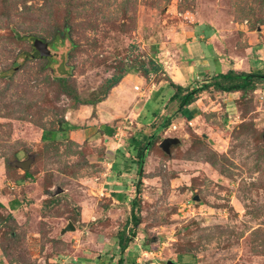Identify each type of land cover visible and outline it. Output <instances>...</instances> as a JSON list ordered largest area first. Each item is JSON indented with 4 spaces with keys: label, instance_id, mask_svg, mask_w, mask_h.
Here are the masks:
<instances>
[{
    "label": "rangeland",
    "instance_id": "obj_1",
    "mask_svg": "<svg viewBox=\"0 0 264 264\" xmlns=\"http://www.w3.org/2000/svg\"><path fill=\"white\" fill-rule=\"evenodd\" d=\"M6 1L0 0V264H95L111 257L117 263L122 256L135 264H264V82L238 103V95L203 92L196 120L180 116L159 134L143 175L129 179V202L140 204L136 227H125L129 202L116 208L107 194L123 190L104 156L126 149L123 134L107 145L87 130L82 144L49 149L41 139L42 127L56 126L84 101L96 102L107 80L132 64L130 73L141 77V62L159 68L143 76L145 93L176 77L177 58L202 76L206 46L218 71L225 65L264 72V0ZM66 17L76 48L72 29L64 40L52 38L51 28ZM40 39L52 53L50 65L31 57ZM61 76L78 99L57 87ZM166 137L180 141L170 155L159 147ZM17 151H24L19 160ZM23 166L33 178L18 185ZM17 199L22 206L12 211ZM70 222L76 230L62 235ZM125 229L131 240L122 252ZM181 248L189 251L182 263Z\"/></svg>",
    "mask_w": 264,
    "mask_h": 264
},
{
    "label": "trees",
    "instance_id": "obj_2",
    "mask_svg": "<svg viewBox=\"0 0 264 264\" xmlns=\"http://www.w3.org/2000/svg\"><path fill=\"white\" fill-rule=\"evenodd\" d=\"M5 2H8L4 0ZM18 3V2H17ZM69 15V14H68ZM70 19L66 17V24L62 27L54 26L51 28V33H53L52 38L55 41H58L59 39H66L67 33L70 32L69 39L75 46L77 47L76 42L72 40L71 35L72 31L74 30L73 27L70 25ZM60 35V36H59ZM59 36V37H58ZM68 37V36H67ZM73 37V36H72ZM41 40V39H40ZM43 43H45L44 40H41ZM54 48V44H52ZM73 53L76 52V50L73 49ZM72 53V54H73ZM49 58H42L46 61L47 65H50L52 63V60ZM139 67L142 69V75L147 78L152 72H157L159 68L153 67L151 70L146 68V64L144 62H141L139 64ZM137 68V64H132L128 70L124 68V71H122L118 75H114L111 79L107 80L105 90L103 92L104 96L99 98L96 102H90V101H84L82 102L85 105H92L96 106L98 103H101L104 101L109 92L117 86L122 78L129 74L131 71ZM129 71V72H128ZM127 72V73H126ZM126 73V74H125ZM57 87L61 89V92L65 95H69L74 99H78V94L76 91L72 88V86L69 84V77H57ZM264 82V72L262 71H255V70H236V69H229L226 73H219L213 76H206L205 79H202L201 81H198V87L197 88H184L178 84L173 83L171 80H168L169 87L174 89V94L168 99V102L170 105H174L166 116H160V111L155 113V120L150 124L147 125L150 129V133H145L143 129H138L136 125H134L133 129L129 133L128 137V158L125 154H123V160H127L128 162L135 164L137 166V172L136 174L140 175L141 168L144 166L145 158L147 157V153L150 151V149L158 143V136L163 131H166L167 129L171 128L173 125V121L176 120L179 115L184 114V111L186 109L194 108L195 102L198 100L199 96L203 92H219L221 94L226 95H238L235 101H242L246 100L250 94H253L257 89L260 83ZM236 103V102H235ZM159 113V114H158ZM196 112H190L188 114V120H192L196 117ZM146 125V124H145ZM75 129L74 126L69 125L65 118L58 120L56 122V126L53 125L51 128L42 127V141L44 144H46V148H52L55 147L58 143H69L71 145H76L73 141L70 140L68 133ZM116 131V128H112L110 126H106L104 129H101L93 139L97 140L102 135H107L108 137H113L114 133ZM56 133H61L60 136L57 138ZM56 136V137H55ZM104 141V140H103ZM105 142V141H104ZM79 146V145H78ZM173 147V146H172ZM21 154H24V151H17L15 153L16 159H20L19 156ZM106 159H109L110 161L114 159L113 153L111 151L106 150V153L104 154ZM126 158V159H125ZM9 168H14V166L9 165ZM22 169L24 170L23 176L16 179V183L18 185H23L26 181V179L33 178V173L30 171L31 168L27 166H23ZM143 175V173H142ZM140 175V177L142 176ZM137 188V189H136ZM141 191V185L138 183L135 187V192L140 193ZM23 201L17 199L14 200L10 207L12 211L18 210L19 207L22 206ZM131 206V215L132 218L128 220L125 224V227H128L130 223L133 222L134 227L138 226L139 219L134 216L135 211L140 208V204L137 199H133L129 202ZM1 207H3L2 204H0ZM8 219H13L12 214H10L5 221ZM134 233V232H133ZM133 236H136V234H133ZM131 238L129 234L126 232V229L123 232H119V247L122 252L126 251L128 249V244L130 242ZM189 251H187L185 248H181L178 257L179 262L182 263L183 258L188 254ZM122 256V255H121ZM128 258H120L117 263H114V258H105L104 261L101 260L100 263L95 264H135V258L131 261H127ZM103 261V262H102Z\"/></svg>",
    "mask_w": 264,
    "mask_h": 264
},
{
    "label": "crops",
    "instance_id": "obj_3",
    "mask_svg": "<svg viewBox=\"0 0 264 264\" xmlns=\"http://www.w3.org/2000/svg\"><path fill=\"white\" fill-rule=\"evenodd\" d=\"M173 48L174 51H177L178 53L181 51L189 52V48H187V46L176 47V45H173ZM205 49L206 50L203 49V52H201V58L203 55H205L204 62L206 63L204 65L205 73L202 76L196 77L194 74L193 66L192 65L187 66L185 63H181L179 61V58H177V63H175V68L176 70H178V72L176 74V77L171 76L169 74L170 78L166 77V80H164L162 84H159V86L156 85L157 83H155L152 90L150 88L149 91L146 92L147 94L145 93L146 79L144 80L143 76L141 77V75L138 73H130L127 74L121 80V82L109 92L107 98L104 101L98 103L96 106L80 105V107H78L77 109H70L69 116L65 117L66 122L69 125L75 127V129L71 130L68 133L69 138L71 141L78 144H82L84 141H86L87 130H94L91 131L89 134L91 138H94L96 135H98L99 131L101 129H104L106 126L116 128L113 137L102 135L96 141L104 140L105 142H107L108 145L109 142H111L112 140L116 141L117 136L121 134L124 135L122 140L123 141L125 140L127 144L125 150L107 149L108 151H111V153H113L114 156V159L111 160L113 167L112 173L114 175L115 174L118 175L117 182H119V185L121 184V186L123 187L122 191L110 190L109 192H107V194L111 196L110 203L116 208L120 207V205L122 206L128 205L129 200L132 199L130 194L131 188L128 186V184H129V179L132 177V175H134V173L137 170L136 169L137 166L135 164H132L127 160L126 161L123 160V156H122L123 154H125L127 158L129 156L127 146H128V137L130 135L129 134L130 132L128 133V129L129 131H131L134 125H136L139 130L143 129L144 132L148 134L151 132V129L147 125H150L155 120V113L157 111L158 112L160 111L161 113L160 116L163 115L166 116L167 113L173 107H175L174 105H170V103L168 102V99L174 94V89L169 87L168 80H171L173 83L178 84L184 88L193 89L191 84L194 83L198 84V81L205 79V77L208 75L210 77L219 73H226L231 68L236 70H242V69H237L235 67H231L227 69L225 65H223L224 69L222 71L216 70L213 64L214 62L219 63V61H213V60H218V59L216 58L215 55L214 57L211 56L212 53L209 47L206 46ZM210 60L212 61L210 62ZM210 63H212L211 67H210ZM206 65H209V67L207 68ZM154 104L156 106V109L152 108V105ZM190 109H186L184 111V114H187L186 117H184L183 114L179 115V117L181 116L186 120H188V114H190V112L193 113L196 110L195 112H197V114L200 113V109L198 105L197 106L194 105V108L192 110ZM147 115L152 116L153 119H150L148 121L147 118L145 119ZM197 116L194 119H192V121L196 120ZM179 117L173 121V124L177 120H180ZM123 130L126 131V134ZM127 133L129 134L128 136ZM60 134L61 133H56L57 138L60 136ZM41 137H42V132H41ZM119 176L121 177L123 183L119 180Z\"/></svg>",
    "mask_w": 264,
    "mask_h": 264
},
{
    "label": "water",
    "instance_id": "obj_4",
    "mask_svg": "<svg viewBox=\"0 0 264 264\" xmlns=\"http://www.w3.org/2000/svg\"><path fill=\"white\" fill-rule=\"evenodd\" d=\"M35 53L31 55L32 58H49L52 57V53L49 50V46L46 43H43L40 40L35 41ZM180 143L178 138H172V137H166L162 140V142L159 144L160 149H162L166 154L170 155L171 154V147L178 145ZM143 173V168H141L140 175ZM57 189H59L57 187ZM63 190H60L62 192ZM60 192H56L55 195H58ZM199 198L196 197L195 200H198ZM76 228L75 226L70 222L68 226H66L62 230V235H65L67 232L70 231H75ZM166 264H177L172 260H169Z\"/></svg>",
    "mask_w": 264,
    "mask_h": 264
}]
</instances>
